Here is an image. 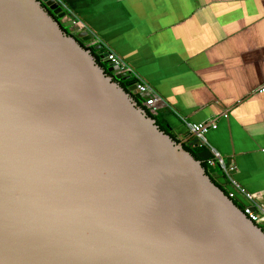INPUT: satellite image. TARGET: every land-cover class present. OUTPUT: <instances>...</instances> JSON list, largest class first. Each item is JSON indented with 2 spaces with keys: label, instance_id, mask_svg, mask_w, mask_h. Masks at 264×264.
<instances>
[{
  "label": "water",
  "instance_id": "water-1",
  "mask_svg": "<svg viewBox=\"0 0 264 264\" xmlns=\"http://www.w3.org/2000/svg\"><path fill=\"white\" fill-rule=\"evenodd\" d=\"M63 16L0 0V264H264L192 136L159 130Z\"/></svg>",
  "mask_w": 264,
  "mask_h": 264
},
{
  "label": "crops",
  "instance_id": "crops-1",
  "mask_svg": "<svg viewBox=\"0 0 264 264\" xmlns=\"http://www.w3.org/2000/svg\"><path fill=\"white\" fill-rule=\"evenodd\" d=\"M60 1L158 95L173 137L178 117L215 126L204 145L264 208V0Z\"/></svg>",
  "mask_w": 264,
  "mask_h": 264
},
{
  "label": "built area",
  "instance_id": "built-area-1",
  "mask_svg": "<svg viewBox=\"0 0 264 264\" xmlns=\"http://www.w3.org/2000/svg\"><path fill=\"white\" fill-rule=\"evenodd\" d=\"M52 1L57 4V6L64 13V16L61 18L60 22L62 24L69 22L72 28H77L80 32H85L86 35L89 36V39L80 42L83 43L85 47H98L97 50H101L99 60L101 61V59H104L107 63L111 64L118 73H123L125 76H127V80H130L129 85H132L136 90L135 95L140 97L142 106L150 115L156 116L160 109V105L162 104V101L158 95L153 92V90L144 81H142L140 76L127 63H125L121 58L116 56L105 45H103L98 37L89 31L60 0ZM258 92L263 93L264 87L260 88ZM162 107H166L165 103H163ZM178 119L184 126L187 133L191 135L198 144L204 145L205 140L203 139V134L208 129L212 130L215 128L214 125L207 127L203 123L191 124L180 117H178ZM209 151L211 158L206 162V167L208 170L212 168H217L219 170V174L224 180L225 185H227L233 191H226V195L240 206V211L249 221H251L264 232V208L256 201L254 195L245 191L235 181L231 175L233 167L224 165L221 157L214 150L209 149ZM235 193L239 196V199H236Z\"/></svg>",
  "mask_w": 264,
  "mask_h": 264
},
{
  "label": "trees",
  "instance_id": "trees-1",
  "mask_svg": "<svg viewBox=\"0 0 264 264\" xmlns=\"http://www.w3.org/2000/svg\"><path fill=\"white\" fill-rule=\"evenodd\" d=\"M62 31H65V29H62ZM79 45L84 48L85 50H89L90 51V54L91 56L94 58L95 62L97 63V65H99L100 67L102 66L101 63H100V60H99V55L101 53V50H96L94 49V47H85L83 45V43L79 42ZM130 84V80H125V81H122V82H119V85L124 87L125 86H128ZM133 99L134 101L136 102V104L142 108L146 115L149 116L150 118L154 119L155 120V124L158 126L159 130L163 131L164 133H166L167 135H169L173 140L175 141H178L175 137L172 136L171 133H169L166 129H165V124L164 122H162V120L159 119L158 115L156 116H152L150 115L147 110L142 106L141 104V99L140 97L136 96V95H133ZM182 148L189 152V154L192 156V158L196 161H199L200 162V165L202 168H204L205 170V173L208 175V177L210 178V180L215 184V181L212 179V177L210 176L209 174V170L208 168L206 167V162L211 158V154H210V151L209 149L203 145V144H198L196 142H187L185 144L182 145ZM219 187V185H217ZM220 188V187H219ZM233 203L240 209V206L233 201Z\"/></svg>",
  "mask_w": 264,
  "mask_h": 264
},
{
  "label": "flooded vegetation",
  "instance_id": "flooded-vegetation-1",
  "mask_svg": "<svg viewBox=\"0 0 264 264\" xmlns=\"http://www.w3.org/2000/svg\"><path fill=\"white\" fill-rule=\"evenodd\" d=\"M60 25H61V24H60ZM100 63H101V65H102L101 67H105V65H103V63H102L101 61H100ZM129 86H130V85H129ZM121 87H122V86H121ZM127 87H128V86H125V85H124V87H122V88L126 89Z\"/></svg>",
  "mask_w": 264,
  "mask_h": 264
},
{
  "label": "rangeland",
  "instance_id": "rangeland-1",
  "mask_svg": "<svg viewBox=\"0 0 264 264\" xmlns=\"http://www.w3.org/2000/svg\"><path fill=\"white\" fill-rule=\"evenodd\" d=\"M210 176H211V173L209 172Z\"/></svg>",
  "mask_w": 264,
  "mask_h": 264
}]
</instances>
